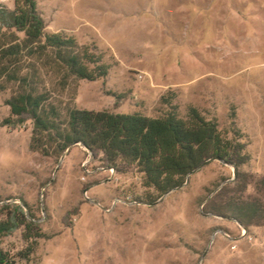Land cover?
I'll use <instances>...</instances> for the list:
<instances>
[{"label": "rangeland", "instance_id": "1", "mask_svg": "<svg viewBox=\"0 0 264 264\" xmlns=\"http://www.w3.org/2000/svg\"><path fill=\"white\" fill-rule=\"evenodd\" d=\"M14 6L0 0V7ZM37 6L47 33L96 45L110 65L105 79L88 82L65 79L47 58H26L23 72L35 69L39 92L63 113L148 117L163 113L162 97L175 94L182 116L193 106L216 118L225 137L239 132L249 156L241 170L251 181L244 196L264 205L255 188L264 177V0H37ZM16 90L0 93V222L20 207L46 235L21 264H264V224L241 237L236 216L211 207L220 190L238 184L230 165L212 161L150 204L155 195L142 187L136 168L116 170L80 145L60 157L38 148L32 123H13L6 101ZM23 231L3 238L2 247L23 250Z\"/></svg>", "mask_w": 264, "mask_h": 264}, {"label": "trees", "instance_id": "2", "mask_svg": "<svg viewBox=\"0 0 264 264\" xmlns=\"http://www.w3.org/2000/svg\"><path fill=\"white\" fill-rule=\"evenodd\" d=\"M45 29L37 0H15L13 10L0 7V93L9 86L17 87L6 104L14 124L32 123V142L38 148L49 147L60 157L80 145L116 170L134 167L142 176V187L155 195L150 204L182 188L210 162L220 160L234 169L238 184L232 190H220L211 207L233 213L247 231L264 224L261 200L244 196L251 181L241 170L249 156L237 137L239 132L234 130L232 138L225 137L216 118H206L193 106L182 116L173 93L162 97L165 111L155 117L107 110L68 109L63 113L46 91H38L35 69L24 74V60L47 58L65 79L88 82L105 79L110 65L96 45L81 46L63 31L47 33ZM255 188L264 198V177ZM19 228L24 230L26 247L12 254L2 247V239ZM44 238L34 214L20 207L12 210L0 222V264L29 262L38 240Z\"/></svg>", "mask_w": 264, "mask_h": 264}, {"label": "built area", "instance_id": "3", "mask_svg": "<svg viewBox=\"0 0 264 264\" xmlns=\"http://www.w3.org/2000/svg\"><path fill=\"white\" fill-rule=\"evenodd\" d=\"M240 232H241V234H240L241 237L247 236V230L244 227L240 226ZM219 233H222L226 240L232 239L229 234H227L225 232H221V231L215 232V235H217Z\"/></svg>", "mask_w": 264, "mask_h": 264}, {"label": "water", "instance_id": "4", "mask_svg": "<svg viewBox=\"0 0 264 264\" xmlns=\"http://www.w3.org/2000/svg\"><path fill=\"white\" fill-rule=\"evenodd\" d=\"M217 161L222 162V161H220V160H217ZM225 164H226V163H225Z\"/></svg>", "mask_w": 264, "mask_h": 264}]
</instances>
